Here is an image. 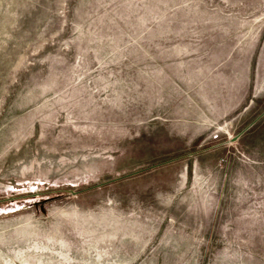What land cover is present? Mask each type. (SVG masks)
<instances>
[{
  "label": "rangeland",
  "instance_id": "obj_1",
  "mask_svg": "<svg viewBox=\"0 0 264 264\" xmlns=\"http://www.w3.org/2000/svg\"><path fill=\"white\" fill-rule=\"evenodd\" d=\"M0 264H264V0H0Z\"/></svg>",
  "mask_w": 264,
  "mask_h": 264
}]
</instances>
